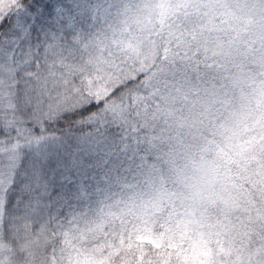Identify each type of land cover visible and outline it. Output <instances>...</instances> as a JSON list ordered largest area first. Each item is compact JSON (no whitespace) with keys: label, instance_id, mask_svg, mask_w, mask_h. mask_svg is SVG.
Segmentation results:
<instances>
[{"label":"snow or ice","instance_id":"1","mask_svg":"<svg viewBox=\"0 0 264 264\" xmlns=\"http://www.w3.org/2000/svg\"><path fill=\"white\" fill-rule=\"evenodd\" d=\"M0 264H264V0H0Z\"/></svg>","mask_w":264,"mask_h":264}]
</instances>
